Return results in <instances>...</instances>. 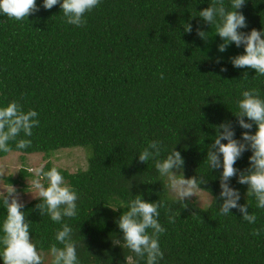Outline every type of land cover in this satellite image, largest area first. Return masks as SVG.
Wrapping results in <instances>:
<instances>
[{"label": "trees", "instance_id": "trees-1", "mask_svg": "<svg viewBox=\"0 0 264 264\" xmlns=\"http://www.w3.org/2000/svg\"><path fill=\"white\" fill-rule=\"evenodd\" d=\"M212 4L213 0H100L86 14L83 27L67 24L59 5L45 10L42 0H37L40 10L28 20L17 22L0 14V107L17 101L25 112L35 110L40 121L31 137H17L30 139L31 146L16 149V141H10L11 152H43L48 157L59 149L88 148L85 168H57L79 196L77 215L65 217L63 223L73 230L80 264H146V257L114 244L123 236L116 222L136 195L166 205L159 209V222L166 228L159 238L164 253L159 264H264V209L257 208L255 198L246 195L247 186L238 183L239 172L249 167L251 150L237 160V176L228 183L239 191L238 203H247L248 212L257 216L255 224L242 220L238 209L220 215L222 167L211 170L205 159L216 126L230 123L237 140L244 131L255 133V125L242 129L234 115L242 91L255 87L264 98V76L230 62L244 54V46L233 43L219 52L223 40L215 25L198 16ZM224 5L231 10V0H224ZM238 11L247 22L240 31L264 29V0H246ZM187 24L192 26L190 33L184 30ZM198 28L207 32V41L197 35ZM151 141L160 142V156L147 164L139 162L138 154ZM174 149L184 165L173 171L185 179L202 178L205 183L199 187L210 196L208 205L199 206L192 196L184 208L169 194L166 177L160 176L155 163ZM7 154L0 152V157ZM52 167L49 161L44 164L45 171ZM29 174L20 168L4 182L21 184ZM38 203L39 199L29 200L22 211L32 242L49 253L62 224L40 216ZM6 212L0 199V226ZM173 213L175 222L169 223ZM254 228L261 230L259 236L251 234Z\"/></svg>", "mask_w": 264, "mask_h": 264}, {"label": "clouds", "instance_id": "clouds-1", "mask_svg": "<svg viewBox=\"0 0 264 264\" xmlns=\"http://www.w3.org/2000/svg\"><path fill=\"white\" fill-rule=\"evenodd\" d=\"M245 3L246 0H231V10H228L224 0H213V4L199 11L198 16L209 26L215 25L216 35L223 40V43L218 45L219 52H225L233 43L237 47L244 46V54L230 58L233 67L252 69L256 73L255 76H264V29L253 28L249 33L240 31L247 27L246 17L238 11ZM99 4L100 0H42V7L45 10H51L59 5L65 22L76 27L85 26L86 14L91 13ZM39 10L37 0H0V14L17 22L28 20L30 15ZM184 30L190 33L192 26L187 24ZM197 35L204 41L208 40L207 32L199 28ZM221 71H226V68H221ZM160 78H164L162 73ZM247 78L248 74L245 72L243 79ZM241 95L242 98L237 101L238 111L234 115L242 129L251 130L255 125V133L244 131L241 139L237 140L234 139L235 132L230 123L225 122L216 126L214 142L208 147L205 159L211 170L222 167L219 177L220 198L223 200L219 207L220 215L225 216L230 213V209H238L242 214V220L255 224L257 216L248 212L247 203L244 205L238 203L240 193L231 188L228 181L237 176L238 170L234 167L237 160L245 151L251 150L252 154L248 158L249 167L239 172L238 183L246 185V195L255 198L257 208L264 209V98H261L260 90L255 87L243 90ZM37 117L38 113L35 110L29 109L25 112L17 101L0 107V152L12 151L10 141H16V149L30 147L32 144L30 139L17 137L21 133L24 137H31L33 129L40 125ZM245 118L249 122H245ZM222 140H226L227 143H221ZM160 154V142L151 141L138 154L139 162L147 164ZM183 165L181 153L174 149L165 159L156 160L155 168L161 177H167V188L186 208V199L197 197V193L202 190L199 185L205 182L202 178L185 179L183 175L178 176L173 170H180ZM29 171L34 176L31 181L34 194L30 193L33 198L40 201L35 206L39 215H47L54 223L62 224L54 237L62 247H58L57 243L50 245V264H80L77 243L72 239L73 230L67 223H63L65 217L73 218L77 215L78 193L65 183L57 167L45 171L44 166L40 165ZM0 199L7 210L0 226V260L3 264H44L42 252L32 242L30 223L22 211L24 204L20 202L16 189L12 185L6 187L0 193ZM162 207H166L164 201L150 203L136 195L127 205L128 210L124 211L116 222L123 236L122 242L117 240L114 244L129 249L136 257L141 259L146 257V264H159L164 256L159 238L166 232V228L158 219L159 209ZM168 211L171 213V209ZM168 222H175L174 213L168 216ZM260 231L254 228L251 234L259 236Z\"/></svg>", "mask_w": 264, "mask_h": 264}, {"label": "rangeland", "instance_id": "rangeland-1", "mask_svg": "<svg viewBox=\"0 0 264 264\" xmlns=\"http://www.w3.org/2000/svg\"><path fill=\"white\" fill-rule=\"evenodd\" d=\"M88 149V148H86ZM85 147H72L64 148L53 151L49 156L45 157L43 152H36L31 154H22L20 152H10L5 156L0 157V193H2L6 187L12 185L17 193L19 194V200L21 203H25L29 200L34 199L32 194L34 190L31 187V181L34 179L32 172L29 171L31 168L38 167L49 161L54 167L66 169L69 172H74L77 169H83L86 167L87 153ZM20 168H25L29 171V175L24 177L22 183L16 184H5L4 178L8 175L13 177L17 176ZM168 183L167 177L165 178ZM31 192V193H30ZM170 195L174 196L168 189ZM197 204L201 207L208 205L210 202V196L204 192L199 191L197 197L194 196ZM44 256V264H50L49 253L42 252Z\"/></svg>", "mask_w": 264, "mask_h": 264}]
</instances>
